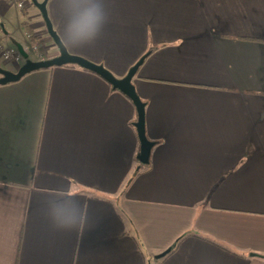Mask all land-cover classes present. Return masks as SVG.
<instances>
[{
    "label": "crops",
    "instance_id": "0c3cea01",
    "mask_svg": "<svg viewBox=\"0 0 264 264\" xmlns=\"http://www.w3.org/2000/svg\"><path fill=\"white\" fill-rule=\"evenodd\" d=\"M16 1L0 0L1 44L29 55L26 22L42 48L31 59L59 56L39 9ZM97 2L101 36L72 47L69 27ZM47 9L71 54L118 78L149 52L133 84L156 144L125 187L139 141L123 93L62 66L0 85V264H264V0Z\"/></svg>",
    "mask_w": 264,
    "mask_h": 264
},
{
    "label": "water",
    "instance_id": "95a60500",
    "mask_svg": "<svg viewBox=\"0 0 264 264\" xmlns=\"http://www.w3.org/2000/svg\"><path fill=\"white\" fill-rule=\"evenodd\" d=\"M48 1L49 0H44L42 2H39L38 0H31L33 5L38 8L42 14L47 31L59 49V56L44 60H32L31 58H29L28 53L25 52L20 46L19 52L23 56L24 63L21 65L17 72L9 71L0 66V85H7L9 83L18 82L24 76L33 71L50 69L53 67H61L64 65H77L99 75L114 89H117L121 93H123L133 103L136 112V120L133 125L139 141V153L137 154L136 158L142 165H149L151 153L156 142L149 139L147 136L146 103L139 97L133 84V79L136 76L139 67L143 64L145 58L149 55V52L142 58H140V60L129 69L124 77H116L103 65L91 62L83 57L73 55L68 51L60 36L55 31L53 24L49 18L47 9ZM169 252L170 250H167L166 252L160 254L158 258L164 257Z\"/></svg>",
    "mask_w": 264,
    "mask_h": 264
},
{
    "label": "clouds",
    "instance_id": "9594fccd",
    "mask_svg": "<svg viewBox=\"0 0 264 264\" xmlns=\"http://www.w3.org/2000/svg\"><path fill=\"white\" fill-rule=\"evenodd\" d=\"M108 19L104 5L95 3L77 24L69 27L71 46L80 48L94 44L101 36ZM64 43L68 47L67 41ZM51 223L58 230H72L78 226L76 219L63 216L53 217Z\"/></svg>",
    "mask_w": 264,
    "mask_h": 264
},
{
    "label": "built area",
    "instance_id": "2783aa9c",
    "mask_svg": "<svg viewBox=\"0 0 264 264\" xmlns=\"http://www.w3.org/2000/svg\"><path fill=\"white\" fill-rule=\"evenodd\" d=\"M8 1H10V2L14 1L17 4V6L20 8L24 7V3H21L20 1H16V0H8ZM3 33H4V29L0 26V38L2 37ZM32 50L38 54L42 53V48L36 42H34L32 44ZM0 59H2L4 62L11 61L14 63H19V62L23 61V56L19 52L18 49H16V48L15 49L5 48L0 42Z\"/></svg>",
    "mask_w": 264,
    "mask_h": 264
},
{
    "label": "trees",
    "instance_id": "16d2710c",
    "mask_svg": "<svg viewBox=\"0 0 264 264\" xmlns=\"http://www.w3.org/2000/svg\"><path fill=\"white\" fill-rule=\"evenodd\" d=\"M24 25H25L26 31L29 34V37H30L31 41L32 42H35V38H34L33 34L31 33V30L28 28V23L25 22ZM62 67L79 68V69H82L84 71L93 73V72H91L89 70H86L84 68H81V67H79L77 65H64ZM109 86H110L111 91H113V92H120L119 90L114 89L111 85H109ZM135 120H136V116L131 120V126H133V128H134L133 123L135 122ZM141 167H142V164L140 162H138V160H135V166H133V168H131V170L129 171V175L127 176V180L125 179V182H124L125 187H127L134 180V178L139 174V169Z\"/></svg>",
    "mask_w": 264,
    "mask_h": 264
},
{
    "label": "rangeland",
    "instance_id": "374dc122",
    "mask_svg": "<svg viewBox=\"0 0 264 264\" xmlns=\"http://www.w3.org/2000/svg\"><path fill=\"white\" fill-rule=\"evenodd\" d=\"M34 51L33 50H31L30 51V53H29V56H30V58H36L35 57V52L33 53ZM7 62H4L2 59H0V66L2 67V68H4V69H7L8 67H9V64L10 65H12V63H11V61H9V63H7Z\"/></svg>",
    "mask_w": 264,
    "mask_h": 264
},
{
    "label": "flooded vegetation",
    "instance_id": "af4514ba",
    "mask_svg": "<svg viewBox=\"0 0 264 264\" xmlns=\"http://www.w3.org/2000/svg\"><path fill=\"white\" fill-rule=\"evenodd\" d=\"M44 1V0H43Z\"/></svg>",
    "mask_w": 264,
    "mask_h": 264
}]
</instances>
